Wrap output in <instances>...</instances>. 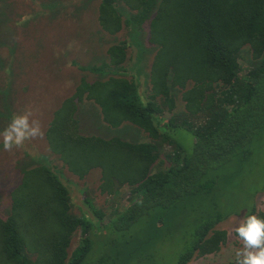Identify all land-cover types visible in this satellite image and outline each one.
I'll return each mask as SVG.
<instances>
[{
    "label": "trees",
    "instance_id": "trees-1",
    "mask_svg": "<svg viewBox=\"0 0 264 264\" xmlns=\"http://www.w3.org/2000/svg\"><path fill=\"white\" fill-rule=\"evenodd\" d=\"M97 10L99 31L110 35L150 21L155 53L148 98L143 99L139 81L117 76L124 69L129 44L113 43L107 61L81 66L101 78L81 79L75 93L55 111L46 140L80 178L100 168L102 191L114 193L119 185H128L130 204L105 228L94 226L88 215L72 212L70 189L59 172L49 163L34 161L22 169V181L11 193L10 214L6 219L0 216V264H131L135 252L149 251L165 237L169 214L192 205L197 217L189 237L182 236L184 249L175 263L190 264L226 243L228 232L217 226L230 214L264 217L253 203L248 209L229 210L228 197L221 191L232 183L235 172L225 171L227 177L214 174L237 157L249 158L264 130V0H100ZM247 46L254 63L242 75L240 57ZM178 89L183 90L185 116L165 120L164 109L176 108ZM84 98L94 101L111 127L130 121L150 137L173 145V163L153 171L159 151L155 142L81 133L76 113ZM177 128L195 135L192 151L176 139ZM90 207L103 221L102 212L92 203ZM187 213L192 215L191 210ZM79 228L82 237L70 254ZM169 229L168 235L176 230L173 240L180 226ZM104 232L118 233L121 240L97 245L96 238Z\"/></svg>",
    "mask_w": 264,
    "mask_h": 264
},
{
    "label": "rangeland",
    "instance_id": "rangeland-1",
    "mask_svg": "<svg viewBox=\"0 0 264 264\" xmlns=\"http://www.w3.org/2000/svg\"><path fill=\"white\" fill-rule=\"evenodd\" d=\"M99 3L100 0H0V131L8 125L13 113L22 112L26 106L36 110L34 115L40 119L44 131L42 138L26 141L23 147L13 148L12 151L3 149L0 138V216L4 219L10 214L11 193L22 181V169L34 161L49 163L59 172L70 189L72 212L78 216L88 215L94 226L99 224L105 228L118 211H123L130 204L133 194L128 185H119L114 193L102 191L100 168H94L84 178H80L70 172L50 150L46 140V130L55 111L67 96L76 91L81 79L94 81L101 78L100 74L88 68L82 70L81 66L100 65L104 60L107 61V49L113 43L126 41L129 44L124 69L117 76L139 81L143 99L148 98L151 89L148 73L155 53V45L150 41V21L141 28L124 26L117 35L100 32L97 20ZM253 63L251 50L247 46L240 57V73H247ZM174 93L176 108L172 112L168 108L164 109L165 120L172 115L179 117V120L185 116L183 90L178 89ZM157 99L161 104L162 97ZM90 100L84 98L78 102L76 116L81 133L106 139L120 136L133 143L155 142L159 151L153 171L165 170L173 163L170 158L173 145L150 137L144 129L130 121L119 127H111L104 120L103 114L100 115L98 106ZM174 133L182 147L192 151L195 135L184 128H177ZM216 170L220 172L214 171V174L226 177L229 174L225 171L235 172L232 183L221 191L225 198L228 197L229 210L242 206L248 209L253 203L257 211L264 213L259 210L264 207V130L256 138L249 158L237 157L224 170ZM89 203L102 212L103 221H100V216ZM188 210H191L193 216L187 215ZM195 210L196 206L191 205L180 214H169L165 223L167 230L163 233L164 238L169 241L164 243L163 238L157 247L135 252L131 264H175L184 249L183 242L186 238L182 236L186 233L189 237L197 217ZM241 218L242 216L232 213L221 221L217 228L228 232L226 243L217 252L194 257L190 264H220V260L223 264H234L235 249L241 244L234 234L229 235V230ZM176 225L180 226V230L172 240L176 230L168 235L169 228H176ZM102 231L104 230L98 232ZM105 233L107 232L96 238L97 245H113V240H117L119 236L118 233V236L112 232ZM81 237L79 228L73 235L70 254ZM210 256L215 259H209Z\"/></svg>",
    "mask_w": 264,
    "mask_h": 264
},
{
    "label": "clouds",
    "instance_id": "clouds-1",
    "mask_svg": "<svg viewBox=\"0 0 264 264\" xmlns=\"http://www.w3.org/2000/svg\"><path fill=\"white\" fill-rule=\"evenodd\" d=\"M35 111L26 106L22 112L13 113L8 125L0 131L5 151L23 147L26 141L43 137L42 123L35 117ZM259 210L264 211V207ZM233 234L241 244L235 249L234 264H264V217L256 214L242 217L231 226L229 235ZM209 259L215 258L210 256ZM220 264H223L222 260Z\"/></svg>",
    "mask_w": 264,
    "mask_h": 264
},
{
    "label": "crops",
    "instance_id": "crops-1",
    "mask_svg": "<svg viewBox=\"0 0 264 264\" xmlns=\"http://www.w3.org/2000/svg\"><path fill=\"white\" fill-rule=\"evenodd\" d=\"M77 87H78V86H77ZM76 89H77V88H76ZM74 93H75V92H74ZM74 93H73V94H74ZM73 94H72V95H73ZM70 96H71V95H70ZM67 97H69V96H67ZM67 97H66V98H67ZM63 101H64V100H63ZM62 103H63V102H62ZM60 106H61V105H60Z\"/></svg>",
    "mask_w": 264,
    "mask_h": 264
},
{
    "label": "bare ground",
    "instance_id": "bare-ground-1",
    "mask_svg": "<svg viewBox=\"0 0 264 264\" xmlns=\"http://www.w3.org/2000/svg\"><path fill=\"white\" fill-rule=\"evenodd\" d=\"M91 101V100H90ZM93 101V100H92ZM196 258V257H195Z\"/></svg>",
    "mask_w": 264,
    "mask_h": 264
}]
</instances>
